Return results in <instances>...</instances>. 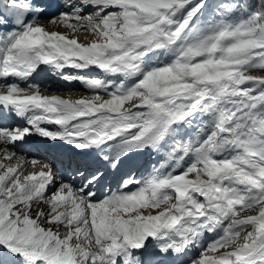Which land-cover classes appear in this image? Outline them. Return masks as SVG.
I'll return each instance as SVG.
<instances>
[{"label": "snow or ice", "instance_id": "snow-or-ice-1", "mask_svg": "<svg viewBox=\"0 0 264 264\" xmlns=\"http://www.w3.org/2000/svg\"><path fill=\"white\" fill-rule=\"evenodd\" d=\"M0 146V264H264V0H0Z\"/></svg>", "mask_w": 264, "mask_h": 264}, {"label": "bare ground", "instance_id": "bare-ground-1", "mask_svg": "<svg viewBox=\"0 0 264 264\" xmlns=\"http://www.w3.org/2000/svg\"><path fill=\"white\" fill-rule=\"evenodd\" d=\"M47 23V22H46ZM49 30L55 31L59 30L61 32H64L67 34L68 30L64 28L57 29L52 26H48ZM81 42L85 41V38L83 36L80 37ZM97 73L91 72L89 75H96ZM40 84H46V87L50 89L48 92H45L46 95H58L61 96V98L64 99H70V100H77L86 95V92L82 86H78L77 84H70L67 88L64 86L60 80L57 78V80H54V76H46L40 81ZM2 147V146H0ZM139 156H137L133 161L126 163L124 166L136 162ZM4 163H8L7 161H3ZM38 167V166H37Z\"/></svg>", "mask_w": 264, "mask_h": 264}]
</instances>
